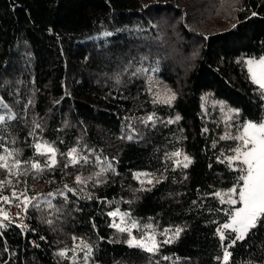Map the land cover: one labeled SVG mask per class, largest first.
Returning <instances> with one entry per match:
<instances>
[{
	"label": "trees",
	"instance_id": "trees-1",
	"mask_svg": "<svg viewBox=\"0 0 264 264\" xmlns=\"http://www.w3.org/2000/svg\"><path fill=\"white\" fill-rule=\"evenodd\" d=\"M263 53L264 0H0V201L71 189L32 201L28 227L0 225V264L264 263V219L221 239L235 205L217 195L242 183L226 137L264 116L243 64ZM205 93L239 109L233 124ZM180 150L187 166L175 164ZM94 170L106 179H75ZM148 236L153 251L128 243Z\"/></svg>",
	"mask_w": 264,
	"mask_h": 264
},
{
	"label": "snow or ice",
	"instance_id": "snow-or-ice-1",
	"mask_svg": "<svg viewBox=\"0 0 264 264\" xmlns=\"http://www.w3.org/2000/svg\"><path fill=\"white\" fill-rule=\"evenodd\" d=\"M247 63L249 65V71L252 74L253 82L259 84V86L264 89V59L249 60ZM149 119H151V117H149ZM177 119H179V117H177ZM0 120H3V117H0ZM226 138H231L240 142L233 149L235 154L229 157L228 161L230 165L233 162L239 163L238 170L241 175L238 177V180L242 182L239 191L234 187L226 194L229 197L227 202L232 205L239 202L242 207L233 210L232 222L230 224H224L223 229H233V231L239 233L236 239H242L250 228H255L257 223L264 219V123L248 122L243 125L239 135ZM35 147L38 154L43 155L45 153H52V163H55V149L51 146L41 145L39 143L36 144ZM75 151L76 150L73 149L72 153L69 155H73ZM9 155H11V153H9ZM174 155H179V153H174ZM72 162L75 163V159H73ZM16 164L18 165V162H16ZM7 167H9L7 158L0 156V168ZM32 167L34 169H39L40 165L34 163ZM77 181L80 182L79 177H77ZM69 191H71V189H69ZM13 195H15V193H13ZM217 195L219 196L221 194L217 193ZM233 196H237L238 201L232 199ZM3 199L5 202H8V197H3ZM118 214V211L110 213L113 217ZM4 218H8L6 213L4 214ZM113 226L117 227L121 232H130V229L120 227L119 225L114 224ZM131 227L135 228L136 224L133 223ZM223 238L224 237L221 236V239ZM147 239L152 240L151 237ZM128 243L130 246L145 247L148 251H153L155 247L154 242L152 247H147L145 242L136 240L135 237L130 239ZM61 255H64V253H61ZM228 255L230 254L226 252L225 259H227Z\"/></svg>",
	"mask_w": 264,
	"mask_h": 264
},
{
	"label": "rangeland",
	"instance_id": "rangeland-1",
	"mask_svg": "<svg viewBox=\"0 0 264 264\" xmlns=\"http://www.w3.org/2000/svg\"><path fill=\"white\" fill-rule=\"evenodd\" d=\"M260 59H264V53L259 55V56L244 57V59H243V64L246 67L251 79H252V74L249 71V65H248L247 62L249 60H260ZM148 76H149L150 84L153 87L154 91L156 92L157 97L160 100L170 104L171 106H175L177 93L168 85V83L165 80H163L157 74V71L148 70ZM257 85H259V84H257ZM262 90L264 91V89H262ZM203 97H204V105H205V107H208V106L211 105L213 108H216V110L220 114V120L222 122H224L226 124H229V125L233 124V121L236 119L235 117H236L237 113L239 112L238 108H235V107L231 106L223 98H215V97H212L210 94H207V93H205L203 95ZM248 122L264 123V116H263V118L261 120H257V121L256 120H247V121H245L242 124V128H243V125H245ZM242 128L237 132L236 136L240 134V131H242ZM239 143L240 142L237 140V145ZM175 153H179V155H174V153H173L174 161H175V164H177V165L185 166L192 159L191 156L189 155V153L186 152L185 150H180V151L175 152ZM234 154L235 153H233V155ZM233 155H231L230 157H232ZM185 158H187V159H185ZM236 163L237 162H233L232 164L234 166H239V163H238V165H236ZM77 177L80 178V184H83V186L84 185L86 186V185L90 184L91 182L93 184L95 181H98V180L101 181V180H105L106 179L105 174L102 171H100V170H94L92 172H90V171L79 172L75 176L76 180H77ZM240 185H239V187H240ZM39 186L42 187L43 185H39ZM234 187L237 188V186H234ZM234 187H232V188H234ZM232 188L221 190V191L218 192V193L221 194V195H219V197H220V200L222 202L228 203L227 201H228L229 197L226 194L229 193V191ZM69 189H70V187L68 185H63V186H58V187H53V188H50V189H46V190L40 191L38 193L40 195V199H43L44 201H49V200H52L53 198H56L58 196H66L69 193ZM237 191H239L238 188H237ZM232 199H236L238 201V197L237 196H233ZM239 207H242V205L239 202H237L235 204V206L233 207V210L235 208H239ZM232 215H233V213L230 215L229 219L226 221L225 224H230L232 222ZM222 229H223V227L221 228V230ZM221 230H220V233L224 237V233H225V231L227 229H223L222 231ZM247 232L244 234V236L247 234ZM236 235L238 236L239 233L236 232ZM148 237H151V236H148ZM148 237H145L143 239H136V238L135 239L139 240V241H142V242H145L147 247H152L153 246V242L156 245V240L153 239L152 237H151L152 240H148L147 239ZM226 252L230 254V251H228V249H225L224 255L222 257L224 261L228 260L229 256H230V255H228L227 259H225ZM260 264H264V263H260Z\"/></svg>",
	"mask_w": 264,
	"mask_h": 264
},
{
	"label": "built area",
	"instance_id": "built-area-1",
	"mask_svg": "<svg viewBox=\"0 0 264 264\" xmlns=\"http://www.w3.org/2000/svg\"><path fill=\"white\" fill-rule=\"evenodd\" d=\"M37 195H21L15 198H9L8 202L4 199L0 201V210L6 208L8 210L7 219L0 215V225L6 223H16L19 225L29 226L28 223V210L32 201L38 199Z\"/></svg>",
	"mask_w": 264,
	"mask_h": 264
},
{
	"label": "clouds",
	"instance_id": "clouds-1",
	"mask_svg": "<svg viewBox=\"0 0 264 264\" xmlns=\"http://www.w3.org/2000/svg\"><path fill=\"white\" fill-rule=\"evenodd\" d=\"M36 194H38V193H35V194H28V195H31V196H32V195H36Z\"/></svg>",
	"mask_w": 264,
	"mask_h": 264
}]
</instances>
